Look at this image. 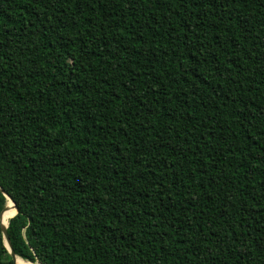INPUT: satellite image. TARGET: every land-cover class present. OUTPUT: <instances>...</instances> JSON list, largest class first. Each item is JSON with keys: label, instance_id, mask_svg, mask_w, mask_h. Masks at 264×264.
Instances as JSON below:
<instances>
[{"label": "trees", "instance_id": "1", "mask_svg": "<svg viewBox=\"0 0 264 264\" xmlns=\"http://www.w3.org/2000/svg\"><path fill=\"white\" fill-rule=\"evenodd\" d=\"M0 187L34 264H264V0H0Z\"/></svg>", "mask_w": 264, "mask_h": 264}, {"label": "water", "instance_id": "2", "mask_svg": "<svg viewBox=\"0 0 264 264\" xmlns=\"http://www.w3.org/2000/svg\"><path fill=\"white\" fill-rule=\"evenodd\" d=\"M0 189L7 196L8 200H10L12 202V207L15 208V209H17L16 208V203L13 200V198L2 187H0ZM9 208H10V205H9V202H8L7 205H6V207L2 211V214H1V226H2V232H3V237H4L5 244L8 247L9 251L11 252V254L13 256V259L16 262V264H34V262H32V261L25 260L22 257L18 256L15 253V251H14V248L12 246V243H11V240H10V237H9V233H8V224L9 223L7 225L4 223V218L6 216V213L9 210ZM19 260H22L23 262H20ZM39 264H41V263H39Z\"/></svg>", "mask_w": 264, "mask_h": 264}, {"label": "bare ground", "instance_id": "3", "mask_svg": "<svg viewBox=\"0 0 264 264\" xmlns=\"http://www.w3.org/2000/svg\"><path fill=\"white\" fill-rule=\"evenodd\" d=\"M11 204H12V202L10 201V200H8ZM14 213H16V209L15 208H13V211H8L7 213H6V216H5V218H4V223L7 225L8 224V220L10 219V217L14 214ZM20 262H23L22 260H19Z\"/></svg>", "mask_w": 264, "mask_h": 264}, {"label": "rangeland", "instance_id": "4", "mask_svg": "<svg viewBox=\"0 0 264 264\" xmlns=\"http://www.w3.org/2000/svg\"><path fill=\"white\" fill-rule=\"evenodd\" d=\"M8 202H9V201H8ZM9 205H10V208H9L8 211H9V212H10V211H13V207H12V204H11L10 202H9Z\"/></svg>", "mask_w": 264, "mask_h": 264}]
</instances>
